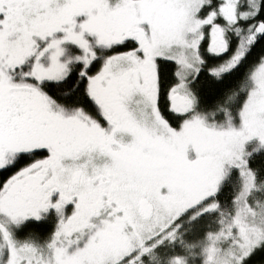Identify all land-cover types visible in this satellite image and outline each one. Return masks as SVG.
Masks as SVG:
<instances>
[{
    "label": "snow or ice",
    "instance_id": "snow-or-ice-1",
    "mask_svg": "<svg viewBox=\"0 0 264 264\" xmlns=\"http://www.w3.org/2000/svg\"><path fill=\"white\" fill-rule=\"evenodd\" d=\"M0 264H264V0H0Z\"/></svg>",
    "mask_w": 264,
    "mask_h": 264
},
{
    "label": "trees",
    "instance_id": "trees-1",
    "mask_svg": "<svg viewBox=\"0 0 264 264\" xmlns=\"http://www.w3.org/2000/svg\"><path fill=\"white\" fill-rule=\"evenodd\" d=\"M229 79V77H226L225 80L227 81Z\"/></svg>",
    "mask_w": 264,
    "mask_h": 264
}]
</instances>
